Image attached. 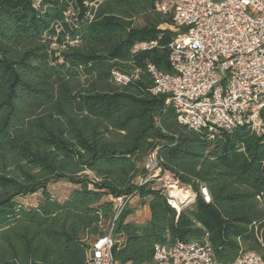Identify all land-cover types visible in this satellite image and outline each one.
I'll use <instances>...</instances> for the list:
<instances>
[{"label": "trees", "instance_id": "1", "mask_svg": "<svg viewBox=\"0 0 264 264\" xmlns=\"http://www.w3.org/2000/svg\"><path fill=\"white\" fill-rule=\"evenodd\" d=\"M160 1L0 0V264H86L110 228L117 264L203 240L217 264L243 251L264 260V132L191 129L151 93L148 64L174 72L176 32ZM112 70L138 78L120 85ZM260 117L264 126V107ZM153 150L195 194L179 211L156 184H135ZM59 182L72 185L61 200L49 189ZM35 194V205L23 201ZM130 194L145 222L127 219L129 204L116 214L115 199Z\"/></svg>", "mask_w": 264, "mask_h": 264}, {"label": "built area", "instance_id": "2", "mask_svg": "<svg viewBox=\"0 0 264 264\" xmlns=\"http://www.w3.org/2000/svg\"><path fill=\"white\" fill-rule=\"evenodd\" d=\"M157 10L172 14L169 28L176 35L169 44V61L174 72L163 73L148 64L154 79L151 93L166 95L179 123L191 129L214 133L248 125L258 134L264 132L260 117L264 107V0H161ZM154 44L138 43L132 51ZM111 75L120 85L138 78L135 71L123 74L112 70ZM143 167L136 185L156 184L177 211L193 202L195 194L190 189L161 171L156 150L146 156ZM175 189L189 195L176 197ZM199 194L204 202L210 201L205 187L199 188ZM134 197L136 194L117 197L116 214ZM114 243L112 228L93 239L86 251V264H117L112 254ZM144 264L217 263L208 241L203 240L156 244L152 260ZM230 264H264V260L253 251H243Z\"/></svg>", "mask_w": 264, "mask_h": 264}, {"label": "rangeland", "instance_id": "3", "mask_svg": "<svg viewBox=\"0 0 264 264\" xmlns=\"http://www.w3.org/2000/svg\"><path fill=\"white\" fill-rule=\"evenodd\" d=\"M74 187V186H73ZM72 188V185H69L65 182H59L56 184H50L49 189L51 193L59 198L60 200L63 198L65 193ZM193 193V191H192ZM40 200L39 194H35L29 197H26L23 199V201L26 204H36ZM129 208L131 209V214L128 216V220L132 222H143L148 217V210L147 206L139 203V200L137 197H134L131 199V201L128 203Z\"/></svg>", "mask_w": 264, "mask_h": 264}, {"label": "bare ground", "instance_id": "4", "mask_svg": "<svg viewBox=\"0 0 264 264\" xmlns=\"http://www.w3.org/2000/svg\"><path fill=\"white\" fill-rule=\"evenodd\" d=\"M172 193H173V195H175L176 197H179V198H183V197L189 195V192H187L185 190H179V189L173 190Z\"/></svg>", "mask_w": 264, "mask_h": 264}, {"label": "crops", "instance_id": "5", "mask_svg": "<svg viewBox=\"0 0 264 264\" xmlns=\"http://www.w3.org/2000/svg\"><path fill=\"white\" fill-rule=\"evenodd\" d=\"M147 210H148V209H147ZM148 216H149V213H148ZM147 219H148V217L146 218V220H147ZM146 220H145V221H146ZM145 221H143V222H145Z\"/></svg>", "mask_w": 264, "mask_h": 264}]
</instances>
